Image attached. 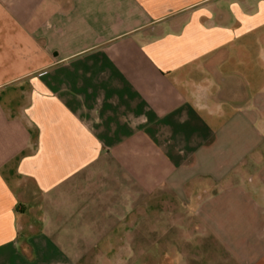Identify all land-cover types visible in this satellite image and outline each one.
I'll return each instance as SVG.
<instances>
[{
    "label": "crops",
    "instance_id": "crops-1",
    "mask_svg": "<svg viewBox=\"0 0 264 264\" xmlns=\"http://www.w3.org/2000/svg\"><path fill=\"white\" fill-rule=\"evenodd\" d=\"M0 264H264V0H0Z\"/></svg>",
    "mask_w": 264,
    "mask_h": 264
},
{
    "label": "rangeland",
    "instance_id": "rangeland-1",
    "mask_svg": "<svg viewBox=\"0 0 264 264\" xmlns=\"http://www.w3.org/2000/svg\"><path fill=\"white\" fill-rule=\"evenodd\" d=\"M175 206H179L180 204H178V203H176V204H174Z\"/></svg>",
    "mask_w": 264,
    "mask_h": 264
}]
</instances>
